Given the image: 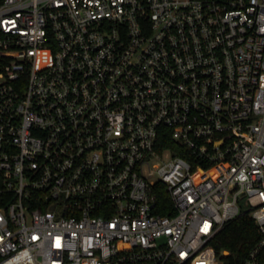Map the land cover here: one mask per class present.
Listing matches in <instances>:
<instances>
[{
	"label": "built area",
	"instance_id": "2783aa9c",
	"mask_svg": "<svg viewBox=\"0 0 264 264\" xmlns=\"http://www.w3.org/2000/svg\"><path fill=\"white\" fill-rule=\"evenodd\" d=\"M245 213L264 264V0L0 3V264H225Z\"/></svg>",
	"mask_w": 264,
	"mask_h": 264
},
{
	"label": "trees",
	"instance_id": "16d2710c",
	"mask_svg": "<svg viewBox=\"0 0 264 264\" xmlns=\"http://www.w3.org/2000/svg\"><path fill=\"white\" fill-rule=\"evenodd\" d=\"M2 1L0 0V3ZM160 193L161 201L166 200L171 204L169 195L165 191ZM259 238L260 234L255 220L249 213H245L226 225L214 245L219 252H229L224 256L225 264H242Z\"/></svg>",
	"mask_w": 264,
	"mask_h": 264
},
{
	"label": "rangeland",
	"instance_id": "374dc122",
	"mask_svg": "<svg viewBox=\"0 0 264 264\" xmlns=\"http://www.w3.org/2000/svg\"><path fill=\"white\" fill-rule=\"evenodd\" d=\"M244 200H245V198L243 199V203H242V205H243L244 210H246V209H248V206H245V205H244Z\"/></svg>",
	"mask_w": 264,
	"mask_h": 264
}]
</instances>
